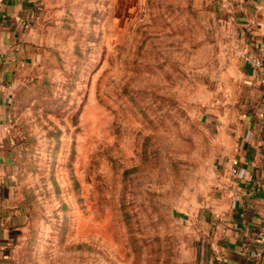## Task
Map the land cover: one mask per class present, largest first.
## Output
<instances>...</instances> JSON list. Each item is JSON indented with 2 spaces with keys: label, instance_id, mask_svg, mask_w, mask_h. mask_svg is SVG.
Wrapping results in <instances>:
<instances>
[{
  "label": "rangeland",
  "instance_id": "1",
  "mask_svg": "<svg viewBox=\"0 0 264 264\" xmlns=\"http://www.w3.org/2000/svg\"><path fill=\"white\" fill-rule=\"evenodd\" d=\"M217 1L39 0L12 264H192L241 78Z\"/></svg>",
  "mask_w": 264,
  "mask_h": 264
},
{
  "label": "crops",
  "instance_id": "2",
  "mask_svg": "<svg viewBox=\"0 0 264 264\" xmlns=\"http://www.w3.org/2000/svg\"><path fill=\"white\" fill-rule=\"evenodd\" d=\"M39 0H0V264H12L10 240L21 212L13 203L21 172L9 129L13 90L25 77L42 39ZM241 66L240 82L221 108L220 188L199 220L192 264H264L258 232L264 220V76L239 56L264 51V0H218ZM237 174H230L231 160Z\"/></svg>",
  "mask_w": 264,
  "mask_h": 264
},
{
  "label": "built area",
  "instance_id": "3",
  "mask_svg": "<svg viewBox=\"0 0 264 264\" xmlns=\"http://www.w3.org/2000/svg\"><path fill=\"white\" fill-rule=\"evenodd\" d=\"M239 56L242 58L243 62L246 63L248 66H250L252 69L261 70L263 71L264 76V51H260L259 54H249V52L246 49H242L239 52ZM237 166H238V160L236 158H233L231 160L230 165V174L236 175L237 174ZM258 239L259 242L264 246V220L262 224L260 225V229L258 232Z\"/></svg>",
  "mask_w": 264,
  "mask_h": 264
}]
</instances>
